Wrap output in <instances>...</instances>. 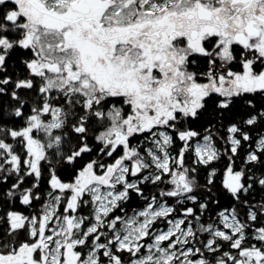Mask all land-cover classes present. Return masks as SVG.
<instances>
[{
  "label": "snow or ice",
  "instance_id": "snow-or-ice-1",
  "mask_svg": "<svg viewBox=\"0 0 264 264\" xmlns=\"http://www.w3.org/2000/svg\"><path fill=\"white\" fill-rule=\"evenodd\" d=\"M0 264H264V0H0Z\"/></svg>",
  "mask_w": 264,
  "mask_h": 264
}]
</instances>
